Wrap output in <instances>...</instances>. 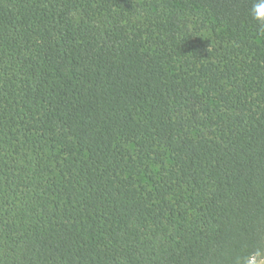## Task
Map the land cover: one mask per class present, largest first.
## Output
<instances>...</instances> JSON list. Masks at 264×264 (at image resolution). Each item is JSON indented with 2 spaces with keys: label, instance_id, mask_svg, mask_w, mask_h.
Masks as SVG:
<instances>
[{
  "label": "trees",
  "instance_id": "trees-1",
  "mask_svg": "<svg viewBox=\"0 0 264 264\" xmlns=\"http://www.w3.org/2000/svg\"><path fill=\"white\" fill-rule=\"evenodd\" d=\"M256 2L0 0V264L264 250Z\"/></svg>",
  "mask_w": 264,
  "mask_h": 264
},
{
  "label": "clouds",
  "instance_id": "clouds-1",
  "mask_svg": "<svg viewBox=\"0 0 264 264\" xmlns=\"http://www.w3.org/2000/svg\"><path fill=\"white\" fill-rule=\"evenodd\" d=\"M252 17L264 25V0H257L252 6ZM243 264H264V250H257L244 259Z\"/></svg>",
  "mask_w": 264,
  "mask_h": 264
}]
</instances>
